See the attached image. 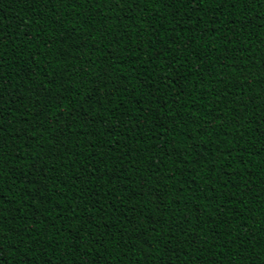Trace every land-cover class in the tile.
I'll return each mask as SVG.
<instances>
[{
	"label": "trees",
	"instance_id": "obj_1",
	"mask_svg": "<svg viewBox=\"0 0 264 264\" xmlns=\"http://www.w3.org/2000/svg\"><path fill=\"white\" fill-rule=\"evenodd\" d=\"M0 209V264H264V0H0Z\"/></svg>",
	"mask_w": 264,
	"mask_h": 264
},
{
	"label": "snow or ice",
	"instance_id": "obj_2",
	"mask_svg": "<svg viewBox=\"0 0 264 264\" xmlns=\"http://www.w3.org/2000/svg\"><path fill=\"white\" fill-rule=\"evenodd\" d=\"M118 2H119V0H117V3H118ZM165 2H166V3H171L172 0H165ZM200 2H202V0H189V3H190L191 6L194 7V8L196 7V4H197V3H200ZM125 90H127V89H125ZM142 123H143V121H139L137 125H134V128L137 127V126H139V124H142ZM0 210H2V209H0Z\"/></svg>",
	"mask_w": 264,
	"mask_h": 264
}]
</instances>
